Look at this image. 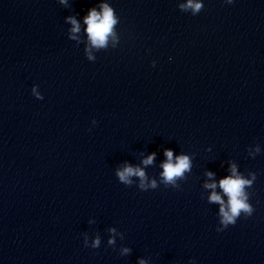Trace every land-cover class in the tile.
Returning <instances> with one entry per match:
<instances>
[{
	"label": "water",
	"instance_id": "water-1",
	"mask_svg": "<svg viewBox=\"0 0 264 264\" xmlns=\"http://www.w3.org/2000/svg\"><path fill=\"white\" fill-rule=\"evenodd\" d=\"M194 2L0 0V264H264V0ZM233 166L254 211L217 231Z\"/></svg>",
	"mask_w": 264,
	"mask_h": 264
},
{
	"label": "clouds",
	"instance_id": "clouds-1",
	"mask_svg": "<svg viewBox=\"0 0 264 264\" xmlns=\"http://www.w3.org/2000/svg\"><path fill=\"white\" fill-rule=\"evenodd\" d=\"M67 0H60V3L66 4ZM233 0H226V3L231 4ZM204 5L201 2H194V0H187L186 4H181L180 8L184 11L187 9H192L193 14L199 13L202 11ZM101 11L97 12L95 8L91 9L88 14L84 17V23L87 25L86 32L88 34V39L91 42L92 46L96 48H102L106 46L108 37L114 35L113 27L117 24V18L114 15L113 9L110 8L107 4L101 5ZM68 23L72 25L71 33L75 34L80 32V24L75 17H67ZM72 39H76L75 35L71 36ZM89 59H92L89 56ZM155 62H153V66ZM35 93V88L32 89ZM38 98L39 94H37ZM155 154L150 155L143 162L145 164H150L153 160ZM165 155L167 157V162L163 164V180L166 184H174L175 178L182 177L184 172L189 169L190 161L187 156H179L173 162V153L171 150H166ZM116 175L119 180L124 184H131L129 177L138 176L141 178L140 188L146 190L147 186L143 183L145 179V173L140 168H133L130 166H125L123 170H118ZM211 177L213 174L208 173ZM255 179V176H253ZM252 181L242 178L240 175H237L235 166L232 168V175L221 179L219 181V187L223 190V193L227 196V203L218 195L215 191L212 192L209 197L210 202H215L220 204L219 209V224L220 228L217 231H222L226 229L229 225H234L237 219L241 216L243 212L245 217L251 216L254 209L248 201V196L246 195L244 189L246 186H251ZM152 188L156 187L155 181L150 185ZM215 183L206 184L207 188H216ZM99 244L97 239L93 247ZM127 251V250H125ZM143 264V261L141 262Z\"/></svg>",
	"mask_w": 264,
	"mask_h": 264
}]
</instances>
